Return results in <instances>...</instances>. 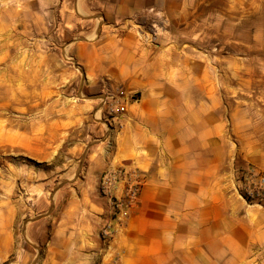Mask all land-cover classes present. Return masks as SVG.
I'll return each instance as SVG.
<instances>
[{
	"label": "rangeland",
	"instance_id": "374dc122",
	"mask_svg": "<svg viewBox=\"0 0 264 264\" xmlns=\"http://www.w3.org/2000/svg\"><path fill=\"white\" fill-rule=\"evenodd\" d=\"M123 49L140 69L202 60L224 91L230 135L236 106L264 129V0H0V224L14 218L16 250L7 264L114 258L103 231L116 211L100 182L120 131L101 109L104 82L127 90L105 73L119 70Z\"/></svg>",
	"mask_w": 264,
	"mask_h": 264
},
{
	"label": "crops",
	"instance_id": "0c3cea01",
	"mask_svg": "<svg viewBox=\"0 0 264 264\" xmlns=\"http://www.w3.org/2000/svg\"><path fill=\"white\" fill-rule=\"evenodd\" d=\"M128 56L139 65L123 49L119 70L105 69L138 100L126 107L104 172L126 165L147 181L107 264H264V204L243 200L234 175L248 166L264 172V129L236 106L230 135L224 91L202 60L184 56L185 68L170 69L153 58L140 69ZM13 225L11 215L0 224V264L16 254Z\"/></svg>",
	"mask_w": 264,
	"mask_h": 264
},
{
	"label": "built area",
	"instance_id": "2783aa9c",
	"mask_svg": "<svg viewBox=\"0 0 264 264\" xmlns=\"http://www.w3.org/2000/svg\"><path fill=\"white\" fill-rule=\"evenodd\" d=\"M102 111L105 113L107 123L112 127V120L121 131L126 107L131 101H137L136 95H130L122 87H114L109 82L103 83ZM236 190L239 196L249 204H264V172L253 166L243 169H235ZM147 181L145 173L126 165L118 168H110L101 178V193L108 198L111 207L116 211L115 224H107L103 231L105 239H112L114 233L129 215L143 190ZM120 191V195L117 192ZM115 225V226H114ZM106 240V241H107Z\"/></svg>",
	"mask_w": 264,
	"mask_h": 264
},
{
	"label": "bare ground",
	"instance_id": "6f19581e",
	"mask_svg": "<svg viewBox=\"0 0 264 264\" xmlns=\"http://www.w3.org/2000/svg\"><path fill=\"white\" fill-rule=\"evenodd\" d=\"M124 239V238H123Z\"/></svg>",
	"mask_w": 264,
	"mask_h": 264
}]
</instances>
